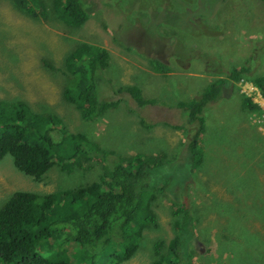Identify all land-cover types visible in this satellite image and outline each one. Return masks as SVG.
I'll return each instance as SVG.
<instances>
[{"label": "rangeland", "instance_id": "374dc122", "mask_svg": "<svg viewBox=\"0 0 264 264\" xmlns=\"http://www.w3.org/2000/svg\"><path fill=\"white\" fill-rule=\"evenodd\" d=\"M86 1L94 9L81 26L71 27L41 14L27 16L12 0H0V99L21 100L34 112L57 116L67 132L83 133L112 152L108 158L164 154L165 172L156 177L166 186L152 204L158 226L143 230L139 248L121 264L150 262L153 241L173 236L172 210L180 202L196 218L189 241L195 264H264V96L259 88L239 79L207 104L201 160L193 168L184 155L192 130L161 121L180 122L184 109L177 104L189 103L211 80L225 79L232 67L244 63L254 76L264 74V1ZM83 41L109 53L101 97H109L111 87L137 85L155 101L138 106L129 93H115L109 98L119 99L116 106L82 118L62 98V89L64 56ZM121 41L133 43L127 47ZM151 57L167 63V71L154 70ZM244 96L259 108L248 111ZM104 166L99 158L83 156L79 167L66 172L56 161L36 180L6 154L0 159V204L16 190L46 193L96 180Z\"/></svg>", "mask_w": 264, "mask_h": 264}, {"label": "trees", "instance_id": "16d2710c", "mask_svg": "<svg viewBox=\"0 0 264 264\" xmlns=\"http://www.w3.org/2000/svg\"><path fill=\"white\" fill-rule=\"evenodd\" d=\"M12 2L27 16L41 14L71 27L81 26L94 9L86 0ZM37 9H41L40 13ZM121 42L127 47L133 43ZM108 60L104 47L85 41L76 42L64 56L67 80L62 98L74 104L84 119L116 106L119 99L109 98L115 93H129L138 106L155 101L144 97L137 85L114 89L110 84L112 94L101 97L105 81L102 72ZM44 64L50 65L46 60ZM150 64L154 70L167 71V63L158 57H151ZM239 79L254 83L264 96V74L254 76L252 68L243 63L226 72L225 79L211 80L189 103L180 101L177 105L184 109L179 114L180 122L161 120L176 129L187 125L186 129L192 130L184 154L192 168L201 160L199 139L204 129V108ZM242 103L250 112L259 108L249 97L244 96ZM59 123L57 116L34 112L24 101L0 99V159L9 154L19 171L41 180L56 161L66 172L79 167L83 156L105 162L98 179L93 181L46 193L12 192L0 204V264H121L139 248L143 230L158 226L152 204L166 186L156 177L165 172L164 154L136 152L108 158L112 152L101 150L83 133L67 132ZM141 123L147 128L153 125L143 119ZM176 205L172 210L174 234L168 241H153L148 264H195L189 241L196 218L187 205Z\"/></svg>", "mask_w": 264, "mask_h": 264}]
</instances>
